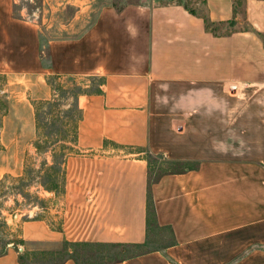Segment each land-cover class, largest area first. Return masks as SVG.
Returning a JSON list of instances; mask_svg holds the SVG:
<instances>
[{"label": "crops", "instance_id": "1", "mask_svg": "<svg viewBox=\"0 0 264 264\" xmlns=\"http://www.w3.org/2000/svg\"><path fill=\"white\" fill-rule=\"evenodd\" d=\"M188 1L203 5L216 25L241 17L251 29L216 32L179 0L129 4L99 17L94 64L78 56L70 69L62 67L102 77L96 91L77 99L79 154H64L62 185L48 190L53 219L24 224L23 238L47 250L62 241L141 244L150 208L177 242L263 219L264 172L252 162L247 139L254 135L247 131L264 129V122L252 120L245 103L233 105L248 88H264V0H244L241 14L238 0ZM52 64L58 74L61 67ZM143 153L196 165L150 182ZM0 264L22 263L8 252ZM54 264L78 262L67 257Z\"/></svg>", "mask_w": 264, "mask_h": 264}, {"label": "rangeland", "instance_id": "2", "mask_svg": "<svg viewBox=\"0 0 264 264\" xmlns=\"http://www.w3.org/2000/svg\"><path fill=\"white\" fill-rule=\"evenodd\" d=\"M167 1L0 0V256L13 252L22 264H54L67 257L78 264L134 257H149L143 260L145 264H264V217L220 233L199 235L190 242H177L169 226L157 225L151 208L146 241L141 244L62 241L59 248L47 250L21 234L28 222L53 219L52 191L59 190L64 178L62 154L68 158L79 154L73 146L80 113L78 96L96 91L102 82L100 76L63 72V65L70 69L78 56H83L85 65L94 64L96 20L108 11ZM196 7L203 10L200 4ZM236 10L243 13L244 0L236 2ZM247 26L240 17L232 29ZM224 28L228 25H216L217 30ZM53 62L61 67L58 74L53 72ZM255 89L263 92L258 96ZM261 93L264 88H248L246 96L236 97L233 107L239 109L245 103L248 115L250 110L255 112L252 120L264 122ZM47 101L51 104L43 105ZM248 134L254 135L253 140L247 139L248 150L252 147L255 154L252 162L264 172V129ZM140 155L148 158L150 182L196 165V161L164 155Z\"/></svg>", "mask_w": 264, "mask_h": 264}, {"label": "trees", "instance_id": "3", "mask_svg": "<svg viewBox=\"0 0 264 264\" xmlns=\"http://www.w3.org/2000/svg\"><path fill=\"white\" fill-rule=\"evenodd\" d=\"M168 1H172V0H168ZM179 1H181V2H183V4H184V7L189 11V12H191V13H193V14H202V16L204 17V20H205V23H206V26L207 27H209L210 29H213L214 31H218L217 29H216V24H214V23H212L210 20H209V18H208V16H207V14L206 13H204L203 12V10H197V7H194V6H190L189 5V1L188 0H179ZM202 6V8L204 9L205 7L203 6V5H201ZM204 11H205V9H204ZM236 24V21L234 20V19H231V20H229L227 23H226V25H228V30H230V31H234V30H236V29H232V27L234 26ZM247 29H251V27L250 26H247V27H245V28H242V29H238V30H247ZM263 39H264V37H262ZM49 104H51V102L50 101H47V102H45L43 105H49ZM78 107V106H77ZM78 109H79V107H78ZM80 110V109H79ZM79 118H80V113H79V115H78V117H77V119H76V124H75V127H74V130H73V132H74V139H76V136H77V122H78V120H79ZM60 137H63V138H65V136L64 135H62V136H60ZM73 139V140H74ZM47 150H51V149H47ZM51 151H54V149H52ZM65 154V153H64ZM64 154H62V158H63V156H64ZM51 155H52V153H51Z\"/></svg>", "mask_w": 264, "mask_h": 264}]
</instances>
